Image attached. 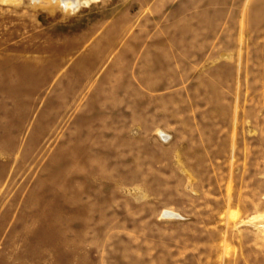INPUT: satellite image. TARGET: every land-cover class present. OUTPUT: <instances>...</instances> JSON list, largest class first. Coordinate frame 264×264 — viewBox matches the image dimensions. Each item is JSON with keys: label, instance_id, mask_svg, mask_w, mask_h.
<instances>
[{"label": "rangeland", "instance_id": "374dc122", "mask_svg": "<svg viewBox=\"0 0 264 264\" xmlns=\"http://www.w3.org/2000/svg\"><path fill=\"white\" fill-rule=\"evenodd\" d=\"M253 217L264 0H0V264H264Z\"/></svg>", "mask_w": 264, "mask_h": 264}, {"label": "bare ground", "instance_id": "6f19581e", "mask_svg": "<svg viewBox=\"0 0 264 264\" xmlns=\"http://www.w3.org/2000/svg\"><path fill=\"white\" fill-rule=\"evenodd\" d=\"M7 1L13 2L14 0H7ZM33 1H40V0H33ZM44 1L47 2L49 5L51 4V5L55 6L56 8L58 7L65 12H73V11L77 10L78 8H80V6L83 3H85L89 0H44ZM92 1L96 2L99 0H92ZM157 134L163 140L168 139L167 138L168 135L162 131H158ZM162 214L164 217H166L168 219H179V218H181V216L177 212L170 210V209L169 210H163ZM246 222L248 223V225L251 224V225L256 226V228L264 229V218H260V217L254 218L253 217Z\"/></svg>", "mask_w": 264, "mask_h": 264}]
</instances>
